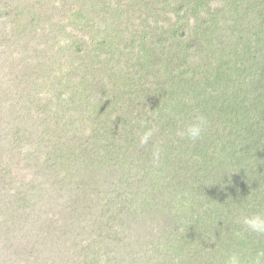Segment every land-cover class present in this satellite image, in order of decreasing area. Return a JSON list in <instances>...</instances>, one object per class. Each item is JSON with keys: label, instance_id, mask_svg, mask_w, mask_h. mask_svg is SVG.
<instances>
[{"label": "trees", "instance_id": "trees-1", "mask_svg": "<svg viewBox=\"0 0 264 264\" xmlns=\"http://www.w3.org/2000/svg\"><path fill=\"white\" fill-rule=\"evenodd\" d=\"M7 51L43 95L0 107V264L264 250V0H0V81Z\"/></svg>", "mask_w": 264, "mask_h": 264}, {"label": "clouds", "instance_id": "clouds-1", "mask_svg": "<svg viewBox=\"0 0 264 264\" xmlns=\"http://www.w3.org/2000/svg\"><path fill=\"white\" fill-rule=\"evenodd\" d=\"M205 125V118L198 116L193 123L187 125L178 134L181 136H186L192 141H196L202 137V134L205 130ZM151 136V130L145 132L140 137V144H147ZM154 155L158 158V150L154 153ZM242 224L244 225L245 230L256 233L257 235H264V213L246 215L242 218ZM226 264H245V261H243L239 255L232 254L228 257ZM248 264H264V250L259 251L256 257L250 260Z\"/></svg>", "mask_w": 264, "mask_h": 264}, {"label": "rangeland", "instance_id": "rangeland-1", "mask_svg": "<svg viewBox=\"0 0 264 264\" xmlns=\"http://www.w3.org/2000/svg\"><path fill=\"white\" fill-rule=\"evenodd\" d=\"M5 19L6 18H4V20ZM9 47H11L14 51L18 50V51L22 52L21 45L17 42L12 41L9 44ZM9 51H7V61H6V63L9 65V67L3 70L4 75L0 81V97H1L0 98V107H1V110H4V106H6L10 102V100L16 99L18 96H20L23 93L28 97H40L41 95H43V94H40V92L38 91V81L35 77V73H33V80L30 84L26 81H23V79L27 78L30 74L27 77L23 78L22 81L19 79V85L23 86V93H18V94L14 93V92H18V91L13 90L14 87L11 85V81H10L11 76L13 74V72H12L13 70L10 71L8 69H14V73L17 70L18 74H19V69L18 68L16 69L14 67L15 63H16V59H17L16 55L11 54ZM25 64H26V62H24L22 64L24 67V71L26 70ZM5 166H6L5 161L1 160L0 161V168H4ZM31 176L34 177L36 179V181H38V184H41V182L43 180L42 174H39L38 177L34 176L33 174ZM2 179L5 180L7 186H9L11 179L8 177L2 178Z\"/></svg>", "mask_w": 264, "mask_h": 264}]
</instances>
